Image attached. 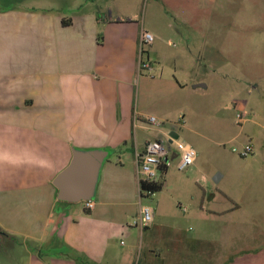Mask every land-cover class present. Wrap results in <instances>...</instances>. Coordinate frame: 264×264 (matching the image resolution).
Here are the masks:
<instances>
[{
    "label": "crops",
    "instance_id": "0c3cea01",
    "mask_svg": "<svg viewBox=\"0 0 264 264\" xmlns=\"http://www.w3.org/2000/svg\"><path fill=\"white\" fill-rule=\"evenodd\" d=\"M29 3L0 8V264H264L261 250L226 258L215 246L212 253L203 230L186 236L172 214L162 219V212L152 210L148 227L131 226L146 206L141 201L137 155L146 143L166 140L168 161L175 163L168 136L174 133L179 140L178 131L186 128L185 116L168 114L162 105L175 96L184 102L202 96L199 91L208 86L205 78L215 71L209 57L218 53L202 51L204 62L211 65L193 69L191 76L188 64L183 65L182 82L168 71L164 79L154 78L145 93L137 78L143 30L134 20H121L129 14L117 9L120 4L111 9L116 20H108L91 9L67 16L56 8L34 9ZM155 6L170 9L177 24L190 22L186 17L191 15V0H154ZM185 55L193 54L181 51L176 57L184 61ZM146 60L152 62L148 55ZM236 77L230 76L229 84L237 95L241 90L247 95L249 111L227 142L253 147L239 167L249 186L243 202L227 206L232 198L220 192L207 198L214 204L209 209L207 194L188 177L171 184L164 180L163 185L193 203L192 210H183L186 221L193 217L205 223L206 214L244 212L248 221L234 216L232 226L235 230L247 224L254 233L264 229V190L251 191L254 181L256 189L264 188V123L258 122L264 116V60L250 63L247 87ZM245 103L225 108L240 110ZM157 105L160 109L153 111ZM149 117L165 125L156 127L148 123ZM74 150L109 153L90 210L82 202L57 200L53 180L69 165Z\"/></svg>",
    "mask_w": 264,
    "mask_h": 264
},
{
    "label": "rangeland",
    "instance_id": "374dc122",
    "mask_svg": "<svg viewBox=\"0 0 264 264\" xmlns=\"http://www.w3.org/2000/svg\"><path fill=\"white\" fill-rule=\"evenodd\" d=\"M25 2H30V6L34 9L55 10L56 8L65 12L67 16L73 13L71 11L91 9L106 16L108 20H116V15L111 9L117 8L116 6L120 4L121 8L117 9L129 14L121 17V20L127 22L134 20L133 22L141 27L143 32L150 33L153 37L152 44L143 46L142 52L139 50L138 42L139 59L142 58L145 63L148 55L152 61L148 63L152 69L144 70L142 67L137 75L145 93L149 91L148 88L154 78L164 79L168 71L173 72L175 78L182 82L183 65L188 64L186 70L189 71V75H192L195 68L211 65L204 62L206 56L201 55L202 51L210 50L218 53L219 56L209 57L215 61V67H212L215 71H211L205 78L208 86L207 90L199 91L203 92L202 96H191L187 102L178 100L175 96L176 98L172 97L167 101L168 104L162 105V111L168 114H175V117L185 116L186 128L178 131L179 140L189 144L196 151L195 167L179 172L175 168V163L170 164L169 178L167 180L163 177L160 180L158 178L162 183L161 189L151 196L142 197L141 201L152 210L162 212L163 214L160 215H165L161 216L162 219L170 214L173 218H178L186 236L195 237L203 230L207 234L208 248L212 253L215 251V246L226 258L228 255L240 252L252 253L259 250L264 252V229L251 233L246 224L242 225L241 229L236 227L234 230L232 218L248 221L249 216L244 212H241V216H237L236 213L223 214L219 217L206 214L205 223L193 217L190 221H186V213L183 210L188 212L192 210L193 203L189 202L184 194H180L173 187L171 189L170 185L168 187L163 185L164 180L165 182L169 180L171 184L175 179L188 177L192 182H197L207 194L205 203L209 209L214 207V204L207 198L219 196L220 192H226L229 198H232L227 206L232 205L231 201L243 202L249 187L239 169L243 159L231 151L232 147H240V145L235 142L228 143L227 140L233 136V131L236 133L242 125V121H237L236 115L239 113L243 114L244 118H248L249 103L247 95L242 90L239 95L236 94L228 78L237 76L242 85L247 87L250 63L259 64V61L264 60L263 55H257L260 52L264 54V0H191L193 7L191 15L186 17L190 20L187 24L175 23L169 15L170 9L160 6H155L153 9L154 0H0V8L21 6ZM132 15H135L134 19ZM181 51H190L193 55H185L184 62L180 57H176ZM175 57L176 59L172 61L171 59ZM225 75L228 77L224 78ZM213 82L219 84L215 86ZM244 102L246 107L240 110L225 108L228 105L232 107ZM159 106L152 110L157 111L160 109ZM258 122L263 124L264 116ZM208 139L227 143L223 146L214 145ZM214 178L217 180L220 178V181L216 183L213 181ZM257 179L263 180V178ZM259 181L257 185L263 186ZM253 184L255 186H251V191L264 190V188L256 189L255 181ZM157 201L159 205H156ZM167 222L172 221L167 219ZM188 228L191 230L188 231Z\"/></svg>",
    "mask_w": 264,
    "mask_h": 264
},
{
    "label": "built area",
    "instance_id": "2783aa9c",
    "mask_svg": "<svg viewBox=\"0 0 264 264\" xmlns=\"http://www.w3.org/2000/svg\"><path fill=\"white\" fill-rule=\"evenodd\" d=\"M153 42V37L150 33L142 32L139 39V50L142 52V47L145 45H151ZM140 60V67H141ZM143 69H150L148 63H144L142 66ZM146 69V70H147ZM243 114H237V121L241 122L243 120ZM148 123L161 127L163 124L159 122L155 117H149L147 119ZM170 139V137L168 136ZM174 151L176 153V161L175 167L179 172H183L189 167H191L197 157L196 151L187 143L181 142L179 140H174ZM168 141L160 140V141H151L146 143L144 147V151L141 154H138L136 157L137 160V168L139 181H148V182H156L158 181L160 175V167L163 163L165 165H169L170 161H168ZM232 153L236 154L240 158H248L253 153V147L250 143H246L241 148L232 147ZM85 209H92L93 202L84 201L82 202ZM153 220V211L151 208L147 206L141 207L140 215L138 219L132 221L131 226L139 227L140 229H144L148 227Z\"/></svg>",
    "mask_w": 264,
    "mask_h": 264
},
{
    "label": "water",
    "instance_id": "95a60500",
    "mask_svg": "<svg viewBox=\"0 0 264 264\" xmlns=\"http://www.w3.org/2000/svg\"><path fill=\"white\" fill-rule=\"evenodd\" d=\"M169 137V143L178 139L174 133H170ZM107 155L106 151L101 150H74L69 165L53 180L57 189V200L68 203L92 200L99 171ZM213 181L217 182V179L214 178Z\"/></svg>",
    "mask_w": 264,
    "mask_h": 264
},
{
    "label": "trees",
    "instance_id": "16d2710c",
    "mask_svg": "<svg viewBox=\"0 0 264 264\" xmlns=\"http://www.w3.org/2000/svg\"><path fill=\"white\" fill-rule=\"evenodd\" d=\"M62 24L64 26H66L68 24V22L62 21ZM141 64L142 65L140 68H142V66L144 65L142 58H141ZM144 70H146V69H144ZM166 169H167V165H165V163H163L159 169V171H160L159 180H160V178H162L164 176ZM159 180L156 182L139 181V189H140L141 197H148V196H151L154 193L158 192L162 186V183Z\"/></svg>",
    "mask_w": 264,
    "mask_h": 264
}]
</instances>
